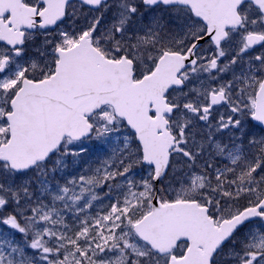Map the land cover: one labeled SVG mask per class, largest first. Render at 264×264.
Returning a JSON list of instances; mask_svg holds the SVG:
<instances>
[{
  "label": "snow or ice",
  "instance_id": "snow-or-ice-1",
  "mask_svg": "<svg viewBox=\"0 0 264 264\" xmlns=\"http://www.w3.org/2000/svg\"><path fill=\"white\" fill-rule=\"evenodd\" d=\"M0 264H264V0H0Z\"/></svg>",
  "mask_w": 264,
  "mask_h": 264
}]
</instances>
